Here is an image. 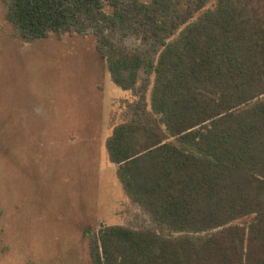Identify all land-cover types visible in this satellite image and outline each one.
Instances as JSON below:
<instances>
[{
    "label": "trees",
    "instance_id": "trees-1",
    "mask_svg": "<svg viewBox=\"0 0 264 264\" xmlns=\"http://www.w3.org/2000/svg\"><path fill=\"white\" fill-rule=\"evenodd\" d=\"M0 1L25 43L92 37L131 94L105 148L141 216L84 230L91 264H264V0Z\"/></svg>",
    "mask_w": 264,
    "mask_h": 264
},
{
    "label": "rangeland",
    "instance_id": "rangeland-1",
    "mask_svg": "<svg viewBox=\"0 0 264 264\" xmlns=\"http://www.w3.org/2000/svg\"><path fill=\"white\" fill-rule=\"evenodd\" d=\"M125 99L92 37L25 43L0 1V264H91L84 230L137 225L105 148Z\"/></svg>",
    "mask_w": 264,
    "mask_h": 264
}]
</instances>
